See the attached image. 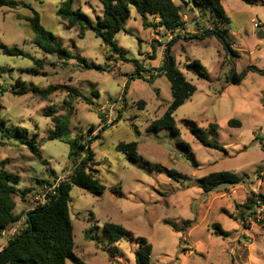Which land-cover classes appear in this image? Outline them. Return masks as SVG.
I'll return each instance as SVG.
<instances>
[{
  "label": "rangeland",
  "instance_id": "rangeland-1",
  "mask_svg": "<svg viewBox=\"0 0 264 264\" xmlns=\"http://www.w3.org/2000/svg\"><path fill=\"white\" fill-rule=\"evenodd\" d=\"M10 1L13 7L0 8V42L21 48L26 56L0 49V86L5 87L4 92L0 89V117L10 127L24 128L42 158L18 139H2L0 134V169L21 176L15 196V214L21 218L0 237V248L14 229L20 232L25 227L26 213L73 174L70 141L81 133L85 149L79 158L89 140L97 177L106 189L93 194L71 187L77 258L87 264H137L135 251L145 239L153 245L151 264H264V204L245 205L252 192L264 195V73L259 71L264 70V37L259 36L264 32V0H221L228 21L216 12H201L190 2L174 0L185 20L175 34L157 25L159 19L150 14L146 19L152 26L145 27L143 17L131 9L124 29L115 35L120 54L111 52L91 29L84 35L80 26L69 29L58 14L64 0ZM72 7L93 20L103 11L99 0H73ZM35 11L42 27L72 54L103 69L87 68L75 58L65 61L41 49L29 21ZM215 24L226 30L234 52H227L215 36L200 39ZM175 35L171 51L177 67L196 91L175 111L179 132L168 128L156 132L148 126L172 99L170 82L160 68ZM35 59H42V64ZM195 59L207 79L187 68ZM234 73L242 74L239 83L230 81ZM18 79L42 88L68 89L47 99L33 92L18 95L13 93ZM69 89L79 95L71 100ZM66 100H71V108ZM51 106L54 114L69 116L61 139H47L54 128L52 116L45 115ZM232 119L241 125H230ZM193 123L223 149L203 145L192 131ZM211 123L218 125L216 132L209 129ZM121 141H138V161L117 150ZM169 170H175L177 178ZM217 171L234 172L244 182L205 192L202 177ZM187 220L192 225L184 231L171 225L182 227ZM107 222L122 225L128 236L112 241L104 229ZM215 223L228 235L216 233ZM67 264L74 262L68 259Z\"/></svg>",
  "mask_w": 264,
  "mask_h": 264
},
{
  "label": "trees",
  "instance_id": "trees-1",
  "mask_svg": "<svg viewBox=\"0 0 264 264\" xmlns=\"http://www.w3.org/2000/svg\"><path fill=\"white\" fill-rule=\"evenodd\" d=\"M103 6L101 16H97L93 20L87 13L81 9H73V0H64L62 6L58 10L59 16L67 22L69 29L80 26V34L84 35L85 30L91 29L97 37H101L104 44L109 47L111 52L116 54L122 53V49L118 46L115 35L120 30L124 29V24L131 15V9L143 17V25L145 27L152 26L146 19V15L150 14L157 17L159 20L157 25L164 27L167 31L175 34L185 25V20L182 16L180 6L174 0H99ZM252 3V0H244ZM187 3H192L193 9L198 11H211L214 15L216 12L221 18L228 21V15L221 0H185ZM10 0H0V8L9 6L13 7ZM210 14V15H211ZM213 17V16H212ZM209 16V18H212ZM213 19V18H212ZM34 32L37 34L35 42L46 53L56 55L58 58L68 61L77 59L87 68H96L102 70L100 66L89 64L87 59L81 55L72 54L55 36L54 33L46 31L40 23V15L37 11L29 19ZM216 27V28H215ZM214 28H207L200 34V39L207 36H215L222 43L227 52H231V43L227 40V32L221 29L218 24ZM178 35L173 36L172 41L167 45L164 52V63L160 70L169 80L172 91V99L166 107L164 113L153 120L149 126V130L160 131L164 128L170 129L174 133H178L179 129L176 126L175 111L196 91V86L187 79L186 75L177 67L175 56L171 51V46L177 40ZM0 49L7 55H23L25 52L17 46H8L0 42ZM234 52V51H233ZM155 56L156 47H153ZM153 56V58H154ZM35 63L42 64V59H35ZM189 70L196 72L202 78H208L199 60L190 61L187 65ZM36 71V70H34ZM264 73V70H259ZM37 72V71H36ZM242 79V74L234 73L231 78L232 83H239ZM4 92L5 87L0 86ZM14 89V88H13ZM68 89L67 86L49 85L42 88L31 82H26L21 79L16 81L13 93L24 95L33 92L42 99L49 98L58 90ZM68 96L72 100L79 95L74 89H69ZM71 100H66L65 104L71 108ZM143 104V103H142ZM54 107H50L45 112V115L52 116L54 128L48 132L47 139H61L68 130V115H60L53 113ZM230 125H241L239 120L232 119ZM104 128V127H103ZM209 129L216 132L218 125L211 123ZM95 128L90 127V132H94ZM192 131L199 141L208 147L223 149V147L215 140H209L204 135L203 131L193 123ZM139 133V131L137 130ZM0 134L2 139H18L22 144H25L29 149L39 155L37 144L30 140L27 131L21 126L10 127L6 120L0 117ZM83 134L77 136L70 141L69 157L75 165V170L68 180L60 181L55 189L54 194H49L48 200L40 205L35 206L26 213L25 227L15 236L8 239L6 245L0 250V264H67L68 259H72L74 264H87L74 255L75 238L74 228L70 216L71 196L70 190L73 185L80 187L93 194H103L106 186L97 177L98 170L94 167V155L87 143V148L84 156L80 160L79 155L85 149L81 144ZM184 146L190 150L189 144ZM117 150L123 152L130 160L138 161L140 155L138 153V141L125 142L121 141L117 144ZM187 158L193 159L188 156ZM47 164V160H43ZM196 164V163H194ZM53 174L54 171H51ZM169 175L177 178L178 173L175 170H169ZM21 180L19 174L0 169V237L3 236V231L7 230L12 224L19 221L21 216L15 214L17 202L15 196L19 189L17 185ZM244 182V177L239 176L231 171H217L206 174L202 177L200 187L209 192L222 184H240ZM25 193V192H23ZM121 194V193H120ZM257 197V198H256ZM255 203L264 204V195L255 194L254 192L247 198L246 207H251ZM176 230H187L192 225V220H187L184 226L179 227L177 224H171ZM215 231L223 236H227L228 232L221 228L219 223H215ZM104 229L112 241H120L126 238L129 234L128 230L120 224L107 222L104 224ZM153 245L147 240L142 239L139 248L135 251L137 264H151V256Z\"/></svg>",
  "mask_w": 264,
  "mask_h": 264
},
{
  "label": "built area",
  "instance_id": "built-area-1",
  "mask_svg": "<svg viewBox=\"0 0 264 264\" xmlns=\"http://www.w3.org/2000/svg\"><path fill=\"white\" fill-rule=\"evenodd\" d=\"M255 26L258 27L259 24L255 23ZM59 182H60V181H59ZM59 182H58V183H59ZM58 183H57V185H58ZM57 185L54 187L55 189H56ZM55 189L53 190V193H52V194L55 193ZM48 199H49L48 197L45 198V202H46ZM45 202H44V203H45ZM18 233H19V231H17L16 229H14V231L12 232V236H11V237L15 236V235L18 234ZM5 235H7V230L3 231V236H5ZM11 237H10V238H11Z\"/></svg>",
  "mask_w": 264,
  "mask_h": 264
},
{
  "label": "water",
  "instance_id": "water-1",
  "mask_svg": "<svg viewBox=\"0 0 264 264\" xmlns=\"http://www.w3.org/2000/svg\"><path fill=\"white\" fill-rule=\"evenodd\" d=\"M260 37H264V32L262 31V32H260V35H259Z\"/></svg>",
  "mask_w": 264,
  "mask_h": 264
},
{
  "label": "crops",
  "instance_id": "crops-1",
  "mask_svg": "<svg viewBox=\"0 0 264 264\" xmlns=\"http://www.w3.org/2000/svg\"><path fill=\"white\" fill-rule=\"evenodd\" d=\"M6 243H7V242H6ZM5 245H6V244H5ZM5 245H4V246H5ZM2 248H3V247H2ZM0 250H1V248H0Z\"/></svg>",
  "mask_w": 264,
  "mask_h": 264
}]
</instances>
